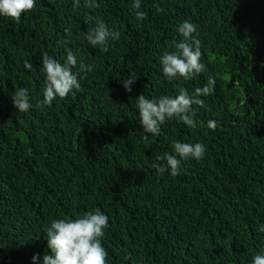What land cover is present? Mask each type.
I'll list each match as a JSON object with an SVG mask.
<instances>
[{
  "label": "trees",
  "instance_id": "trees-1",
  "mask_svg": "<svg viewBox=\"0 0 264 264\" xmlns=\"http://www.w3.org/2000/svg\"><path fill=\"white\" fill-rule=\"evenodd\" d=\"M97 3L36 0L19 21L0 16V264L42 260L53 219L97 208L108 216L109 264H251L264 250V0H141L143 21L133 0ZM89 16L121 33L108 51L81 36L94 26ZM184 20L196 26L205 70L168 81L160 56L182 39ZM67 48L95 68L75 97L46 105L42 56L63 63ZM130 70L138 79L128 92ZM210 75L215 90L202 97L197 128L170 119L159 136L143 131L138 95H175L177 85L191 93ZM20 88L29 89L28 112L13 106ZM175 140L201 142L206 153L182 160L175 177L157 175L155 157Z\"/></svg>",
  "mask_w": 264,
  "mask_h": 264
},
{
  "label": "clouds",
  "instance_id": "clouds-1",
  "mask_svg": "<svg viewBox=\"0 0 264 264\" xmlns=\"http://www.w3.org/2000/svg\"><path fill=\"white\" fill-rule=\"evenodd\" d=\"M81 6L92 9L98 8L99 4L97 0H83V5L81 0H73L74 10ZM35 7L36 0H0V16L19 21L24 13L34 10ZM132 8L138 21L147 18V13L140 10L141 0H133ZM160 11L163 9L157 7V12ZM88 20L93 21L94 26L82 32L81 36L93 47L100 46L101 50L106 52L111 40L120 39L121 33L115 29V26L109 29L103 19L96 16H89ZM196 31V26L191 21L184 20L177 27L182 39H173V50H166L160 56L162 74L168 81L176 79L188 81L205 70V64L202 63L201 41L193 36ZM25 67L34 71L30 61H25ZM94 68V64L85 63L82 59L78 62L77 52L71 48L66 49V59L63 63L44 53L40 69L45 77L42 88L43 103L51 106L57 97L65 99L69 94L75 97L74 90L81 88L80 80ZM136 79H138L137 73L130 70V75L122 79L126 91L131 92V85ZM215 83V77L210 75L202 87H196L191 93L177 85L175 95L152 98L145 94L138 95L136 107L143 131L159 136L161 126L170 119H176L189 128H197L196 113L200 108H205V100L202 97L213 94ZM12 101L19 112H28L33 107L28 88L15 90ZM205 126L215 131L219 127V122L209 119ZM171 147L173 150L171 153L155 157L152 167L157 170V175L169 172L175 177L180 173L182 160L189 158L200 160L206 153V146L201 142L188 143L175 140ZM108 226V216L98 208L94 211H86L75 218L53 219L45 232L48 251L44 253L42 260L39 254H34L33 264H109L108 252L102 243L104 230ZM259 231L264 232V226H261ZM251 264H264V250L252 257Z\"/></svg>",
  "mask_w": 264,
  "mask_h": 264
}]
</instances>
